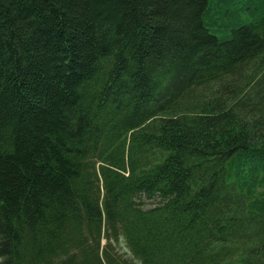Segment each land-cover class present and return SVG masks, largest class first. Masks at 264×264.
<instances>
[{"label":"trees","instance_id":"16d2710c","mask_svg":"<svg viewBox=\"0 0 264 264\" xmlns=\"http://www.w3.org/2000/svg\"><path fill=\"white\" fill-rule=\"evenodd\" d=\"M0 264H264V0H0Z\"/></svg>","mask_w":264,"mask_h":264},{"label":"rangeland","instance_id":"374dc122","mask_svg":"<svg viewBox=\"0 0 264 264\" xmlns=\"http://www.w3.org/2000/svg\"><path fill=\"white\" fill-rule=\"evenodd\" d=\"M117 247L122 251L124 252L128 257L130 256L131 257V254L130 252L128 251L127 247H125V244L120 241L119 244L117 245Z\"/></svg>","mask_w":264,"mask_h":264}]
</instances>
